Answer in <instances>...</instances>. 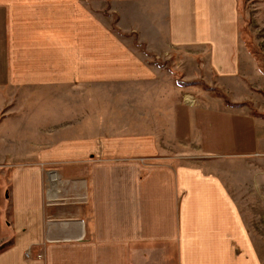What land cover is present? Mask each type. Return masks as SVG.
I'll list each match as a JSON object with an SVG mask.
<instances>
[{"label":"crops","instance_id":"obj_1","mask_svg":"<svg viewBox=\"0 0 264 264\" xmlns=\"http://www.w3.org/2000/svg\"><path fill=\"white\" fill-rule=\"evenodd\" d=\"M241 2L0 0V264H264L253 205L240 207L216 168L226 159L186 156L198 138L212 154L202 143L212 141L207 86L264 102V45L245 41ZM119 84L160 86L163 121L133 131L122 120L132 114L93 108L87 87ZM255 108L235 116L253 123L237 148L259 198L264 109ZM181 109L189 147L163 125Z\"/></svg>","mask_w":264,"mask_h":264},{"label":"rangeland","instance_id":"obj_2","mask_svg":"<svg viewBox=\"0 0 264 264\" xmlns=\"http://www.w3.org/2000/svg\"><path fill=\"white\" fill-rule=\"evenodd\" d=\"M258 0H243L241 2L242 4V12L245 17L246 23L244 24L246 29V33H244L245 41L248 45L253 46L256 44H260L261 46L264 45V26L259 25L258 21V12L260 10V7L258 3H256ZM263 23V22H262ZM260 26V27H258ZM258 28V29H257ZM260 31V33H255V31ZM248 32V33H247ZM0 73L2 74V70H0ZM203 87H197V94L205 93V91L202 90ZM205 88V87H204ZM207 92L214 95V100L206 102L208 107H211L213 109V113H211L208 118L211 122V134L210 138H212V141L208 139L207 142L203 141L207 147H210L212 145L211 151L212 154L210 155H204L200 153L198 150L199 147L198 144H200L201 141H199V138L197 139V146L195 145L191 146V149L193 152L188 153L186 156L193 157L196 150V155H201L204 157L209 158H218L219 160L221 157L224 160L225 165L216 167L219 168L218 170H224V176L225 180H227L229 186H230V192L236 197L240 207L246 209V206H249L252 208V205L254 207V222H253V229L255 237H260V249L262 254V260L264 261V159L262 158V164H261V184H260V197L258 198V191L256 189H252V185L250 184L251 178H252V170H249L247 163L244 161V158H240L238 156L239 153L245 152L243 150H239L237 146L239 145V142L237 141L239 138L243 137L244 142L246 143L249 138L246 139V137L252 138L253 133V123L248 121L247 119L243 120V118H238L235 115H237V112H240L237 110V106L244 105L245 109L249 114L254 113V110L256 109V105L260 109H264V102L259 103L258 102H245L244 104L232 100H227L228 95L234 94V90L227 88L226 89H219V87H210L207 86ZM234 88V87H233ZM86 92L88 94H93L94 97L97 99L94 104V109L100 110L102 112H108V111H115L121 109L123 112H126L129 116L132 114V117L130 116L125 120L127 122H134L136 126H134V130H139L142 125H145V123L148 124L149 128L151 129V126L156 127L158 124V121H163L161 119L162 117L159 116L161 112H163V109L159 107V103H157L155 100L157 99L156 94L162 93L160 92V86L158 88L157 85H150L146 87L145 85L140 84H133V85H101V86H95V87H87ZM85 92V94H87ZM228 94V95H227ZM149 97L152 102L147 103L148 106H146V101H143V98ZM194 96V95H193ZM195 97V96H194ZM235 97V96H233ZM194 101L193 103H196L195 106L198 103L195 98L191 97ZM218 98V99H217ZM153 99H155L153 101ZM196 101V102H195ZM189 103V102H188ZM170 104V103H169ZM93 105V103H92ZM166 111V109H165ZM164 111V112H165ZM146 112L149 115V118H145ZM157 117H160L159 119ZM170 120V119H168ZM165 121V120H164ZM191 123V125H190ZM162 124V123H161ZM163 125H167L169 127H175L177 130L176 132L178 135L182 138V143L189 147V142L194 141V134L193 131L194 128L192 126V119H188V114L184 112V109H181V117L180 121H178L175 125L170 126L169 123H163ZM162 126V125H161ZM163 127V126H162ZM159 128V127H158ZM245 128L246 134L244 133L242 136L236 133L238 129ZM154 129V128H153ZM161 129V128H159ZM158 130V129H157ZM252 132V134H250ZM196 144V143H195ZM197 148V149H196ZM208 150V149H207ZM222 155V156H221ZM212 168L215 164H220V161L211 162ZM259 168V167H258ZM256 174V171L254 172ZM248 191V192H246ZM255 192V196L252 197V193ZM245 194H248L246 196ZM246 216H248V213H246ZM248 218V217H247ZM249 221V218H248ZM8 245H3L0 247V250L3 248H6Z\"/></svg>","mask_w":264,"mask_h":264},{"label":"built area","instance_id":"obj_3","mask_svg":"<svg viewBox=\"0 0 264 264\" xmlns=\"http://www.w3.org/2000/svg\"><path fill=\"white\" fill-rule=\"evenodd\" d=\"M26 258H31L32 257V252L27 250V252L25 253ZM39 257H42V255H38Z\"/></svg>","mask_w":264,"mask_h":264},{"label":"bare ground","instance_id":"obj_4","mask_svg":"<svg viewBox=\"0 0 264 264\" xmlns=\"http://www.w3.org/2000/svg\"><path fill=\"white\" fill-rule=\"evenodd\" d=\"M185 100H186V99H185ZM187 101H188L189 103H193V100H192L191 97H187Z\"/></svg>","mask_w":264,"mask_h":264}]
</instances>
